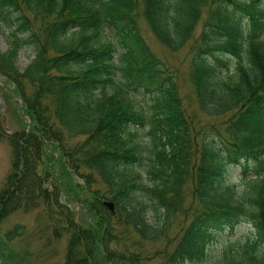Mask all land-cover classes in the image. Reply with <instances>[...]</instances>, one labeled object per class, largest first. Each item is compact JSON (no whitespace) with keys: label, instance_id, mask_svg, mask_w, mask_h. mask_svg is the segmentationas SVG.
Segmentation results:
<instances>
[{"label":"trees","instance_id":"obj_1","mask_svg":"<svg viewBox=\"0 0 264 264\" xmlns=\"http://www.w3.org/2000/svg\"><path fill=\"white\" fill-rule=\"evenodd\" d=\"M140 13L168 51H187L190 91L147 43ZM0 18L12 36L0 76L31 119L8 133L0 115L11 148L0 264H42L15 247L25 223L3 230L21 211L37 212L47 247L67 237L51 264H264V0H0ZM27 46L35 56L21 70ZM48 144L59 152L51 164L66 159L84 180L87 224L40 171ZM242 223L250 235L209 263L218 234Z\"/></svg>","mask_w":264,"mask_h":264},{"label":"rangeland","instance_id":"obj_2","mask_svg":"<svg viewBox=\"0 0 264 264\" xmlns=\"http://www.w3.org/2000/svg\"><path fill=\"white\" fill-rule=\"evenodd\" d=\"M142 11V7H139ZM139 24L141 32L145 37L147 43L150 47L164 60H166L170 66L179 67L183 74V88L182 91H190V81L187 74L188 68V57L187 51H182L179 53H172L168 51L154 36L149 25L147 24L145 18L140 13L139 15ZM11 28L10 26L0 18V51L6 52L10 48L11 43ZM105 40L112 41L115 45L119 46L118 37L115 35L114 30L107 28L104 35ZM35 51L31 47H25L20 51L15 63L18 68L25 69L30 61L34 58ZM183 93V92H182ZM184 94V93H183ZM185 95V94H184ZM149 94L144 95L140 93L138 99L142 103H147L149 101ZM189 102V98H187ZM193 101V100H192ZM194 104V101H193ZM22 101L14 94L13 85L7 82L6 78L0 76V115L4 118V126L8 133L21 130L26 127V121L31 122V119L28 115L25 114ZM195 106V105H194ZM146 131H140V138L148 139V136L145 134ZM139 138V139H140ZM74 143L76 141H73ZM59 152L52 144H48L45 148V156L43 164L39 167L42 173H46L49 169L53 172V181H49L48 185L52 187L54 180L59 179V182L63 185L64 191H62L61 199L64 203L68 204L71 209L74 211L77 220L82 224H87L89 220V215L87 209L83 206L81 199H84L88 190L84 184L83 178L72 174L68 162L66 159H59L58 161L51 164V159L53 155H57ZM65 161V162H64ZM11 167V148L7 142L0 140V188L3 186L6 176ZM142 174L143 178L146 181L145 172L142 169L137 168L136 172ZM237 177H241V171L239 167H233L230 173V181L236 182ZM95 185H93L94 187ZM70 193V194H69ZM149 212L148 216L150 219H157L156 212L152 208V204L149 202ZM37 212H18L9 217L3 227L5 231L8 228H11L15 223H25L27 226V235L19 239L15 243V247L19 250H30L38 255V259L42 264H51L55 263L58 258L64 256V251L67 247V237L63 239L56 240L54 237H51L53 241L52 245L47 247L46 239L39 238L36 235L38 230L37 225ZM253 228L247 223H242L237 226L234 232H229L228 230L221 232L211 243L210 251L208 255L209 263H212L218 259L225 248L229 245L245 241V239L250 235ZM45 240V241H44ZM156 261V260H155Z\"/></svg>","mask_w":264,"mask_h":264},{"label":"water","instance_id":"obj_3","mask_svg":"<svg viewBox=\"0 0 264 264\" xmlns=\"http://www.w3.org/2000/svg\"><path fill=\"white\" fill-rule=\"evenodd\" d=\"M104 203H105L106 206H108L111 209V211H115V203L113 201H108L107 200Z\"/></svg>","mask_w":264,"mask_h":264}]
</instances>
